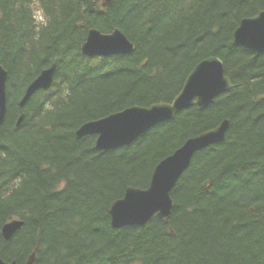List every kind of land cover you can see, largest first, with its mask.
<instances>
[{
    "label": "trees",
    "instance_id": "1",
    "mask_svg": "<svg viewBox=\"0 0 264 264\" xmlns=\"http://www.w3.org/2000/svg\"><path fill=\"white\" fill-rule=\"evenodd\" d=\"M0 0V65L9 73L0 130V259L26 264H264V53L235 43L264 0ZM123 31L135 51L88 57L89 31ZM219 57L233 89L109 151L86 123L172 102L192 70ZM56 64L53 85L21 107ZM22 115L25 118L18 125ZM229 121L195 154L169 220L115 228L110 208L146 189L158 164ZM23 226L9 240L3 228ZM171 229L174 233L171 232Z\"/></svg>",
    "mask_w": 264,
    "mask_h": 264
},
{
    "label": "water",
    "instance_id": "2",
    "mask_svg": "<svg viewBox=\"0 0 264 264\" xmlns=\"http://www.w3.org/2000/svg\"><path fill=\"white\" fill-rule=\"evenodd\" d=\"M114 0H105L104 7H110ZM235 43L253 53H264V10L257 15L241 21L235 33ZM88 57H112L130 54L135 44L121 30L115 29L105 34L97 29L89 31L82 47ZM56 64L42 71L28 87L21 101V107L38 90L49 89L54 82ZM8 71L0 65V130L8 113ZM233 83L225 73V63L219 57L208 58L199 63L189 74L182 91L172 102L153 104L150 107L133 106L108 117L84 124L76 133L78 138L96 135V148L109 151L132 144L153 127L173 120L182 111L197 107L204 110L221 94L233 89ZM25 115L19 119L23 122ZM229 121L219 127L189 139L180 149L161 161L156 167L150 186L146 189L130 187L123 198L112 203L110 214L115 228L145 227L154 216L169 220L175 206L172 192L185 171L189 168L195 154L212 145L223 142L229 128ZM22 221H14L4 226L6 240L22 228ZM171 232L174 231L171 229ZM33 253L26 264H34ZM0 264H18L5 262Z\"/></svg>",
    "mask_w": 264,
    "mask_h": 264
}]
</instances>
